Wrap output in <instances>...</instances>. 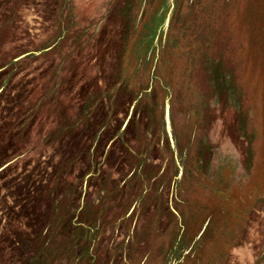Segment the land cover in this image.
I'll return each mask as SVG.
<instances>
[{
  "label": "rangeland",
  "instance_id": "rangeland-1",
  "mask_svg": "<svg viewBox=\"0 0 264 264\" xmlns=\"http://www.w3.org/2000/svg\"><path fill=\"white\" fill-rule=\"evenodd\" d=\"M0 264H264V0H0Z\"/></svg>",
  "mask_w": 264,
  "mask_h": 264
}]
</instances>
